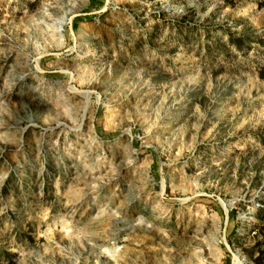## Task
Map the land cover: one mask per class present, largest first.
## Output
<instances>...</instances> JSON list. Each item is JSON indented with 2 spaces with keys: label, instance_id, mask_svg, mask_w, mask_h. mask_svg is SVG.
I'll return each mask as SVG.
<instances>
[{
  "label": "rangeland",
  "instance_id": "1",
  "mask_svg": "<svg viewBox=\"0 0 264 264\" xmlns=\"http://www.w3.org/2000/svg\"><path fill=\"white\" fill-rule=\"evenodd\" d=\"M0 264H264V0H0Z\"/></svg>",
  "mask_w": 264,
  "mask_h": 264
},
{
  "label": "bare ground",
  "instance_id": "2",
  "mask_svg": "<svg viewBox=\"0 0 264 264\" xmlns=\"http://www.w3.org/2000/svg\"><path fill=\"white\" fill-rule=\"evenodd\" d=\"M49 11H50L51 13H57V12H59V11H57V9H56L55 7L50 8ZM64 21H65V20H64ZM64 21H62L61 23L63 24Z\"/></svg>",
  "mask_w": 264,
  "mask_h": 264
},
{
  "label": "trees",
  "instance_id": "3",
  "mask_svg": "<svg viewBox=\"0 0 264 264\" xmlns=\"http://www.w3.org/2000/svg\"><path fill=\"white\" fill-rule=\"evenodd\" d=\"M230 215H231V213H230ZM230 218H232V217L230 216ZM230 234H233V232H231ZM228 242L230 243V239L229 238H228ZM255 261L257 262L258 260L255 259Z\"/></svg>",
  "mask_w": 264,
  "mask_h": 264
}]
</instances>
